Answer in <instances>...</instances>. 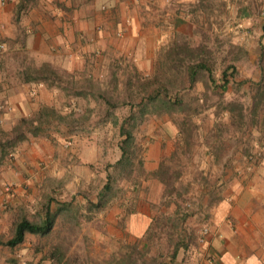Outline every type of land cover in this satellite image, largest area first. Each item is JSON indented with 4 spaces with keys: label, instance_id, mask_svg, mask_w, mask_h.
<instances>
[{
    "label": "rangeland",
    "instance_id": "374dc122",
    "mask_svg": "<svg viewBox=\"0 0 264 264\" xmlns=\"http://www.w3.org/2000/svg\"><path fill=\"white\" fill-rule=\"evenodd\" d=\"M179 28L161 42L148 43L147 49L143 43L132 47L126 43V59L112 62L115 69L125 72L122 76L111 74L112 65L105 68L110 74L94 76L97 61L106 55L96 42L86 44L89 51L83 71L58 69L64 87L53 90L52 104L46 105L75 124L53 119L41 133L47 134V129L65 137L57 144L69 154L59 163L60 174H64L55 178L73 184L70 191L59 194L67 195L70 203L69 210L57 206L65 215L61 220L73 227L67 236L70 248L57 252L55 264H147L164 256H176L175 262L182 264L208 248L216 200L228 186L219 185V172L210 177L209 172L197 169L205 156L198 154L196 164L192 153L197 147H214L219 153L216 157L233 165L238 161V134L247 135V148L258 145V135L264 138V99H258L264 97V84L258 91L254 81L256 72L260 74L258 60L254 62L233 43L229 27L197 24ZM182 45L187 51L178 48ZM201 60L214 67L218 84L223 71H235L227 91L208 86L207 70H199L198 80L191 85L189 66ZM260 63L264 72V61ZM69 99L74 101L70 107ZM123 130L133 138L128 159L131 163L141 160L143 171L138 164L118 165L126 139ZM218 143L224 147L217 148ZM218 159L213 171L221 169L223 161ZM160 166L166 172L162 180L155 174ZM110 180L107 198H100ZM100 201L107 203L95 207ZM145 214L151 215L149 225ZM116 220L118 233L111 234ZM143 225L144 237L132 239L129 227L141 232ZM97 228L104 234L96 233ZM85 229L90 233L83 234ZM115 234L119 242H114ZM125 240L131 245L122 244Z\"/></svg>",
    "mask_w": 264,
    "mask_h": 264
},
{
    "label": "crops",
    "instance_id": "0c3cea01",
    "mask_svg": "<svg viewBox=\"0 0 264 264\" xmlns=\"http://www.w3.org/2000/svg\"><path fill=\"white\" fill-rule=\"evenodd\" d=\"M197 24L233 31V43L245 49L254 62L258 60L260 74L254 76L258 86L262 79L258 75L264 74L260 63L264 59V0H10L4 5L0 0V44L6 46L0 52V141L10 140L23 119L49 107L51 92L64 87L49 88L45 83L26 80V69L50 64L80 73L88 56L86 44L96 42L106 55L97 61L94 76L110 74L105 69L110 65L111 74L122 76L125 72L115 69L112 62L126 59V43L129 47L143 43L147 49L148 43L163 41L180 26ZM120 33H124L122 38L117 36ZM117 43L119 47H115ZM208 82L217 92L228 90L229 84L222 89L211 78ZM67 102L69 107L74 103ZM45 130L47 134H30L25 141L0 148V264H55L57 252L65 253L70 248L67 236L73 224L62 222L65 215L57 206L69 210L67 195L59 194L70 191L73 184L55 178L64 174H60L59 163L69 153L57 144L64 136ZM238 140V161L233 165L216 157L219 153L214 147H197L200 150L192 153L196 164L198 154L205 156L197 169L209 172L210 177L219 172V185L228 187L215 203L218 208L208 248L201 251L202 258L192 257L182 264H264V138L258 135V145L249 148L243 131ZM220 143L217 148L224 147ZM217 158L223 164L213 171ZM5 184L12 186L10 193L5 191ZM145 215L149 225L151 215ZM48 217L54 222L48 233H28L21 244L6 245L22 219L42 224ZM117 225L116 220L111 234L118 233ZM145 230L144 225L141 232L129 227L128 233L135 239L144 237ZM84 231L85 235L90 233ZM95 232L104 234L101 228ZM115 236L114 242H119ZM122 244L131 245L126 240Z\"/></svg>",
    "mask_w": 264,
    "mask_h": 264
},
{
    "label": "trees",
    "instance_id": "16d2710c",
    "mask_svg": "<svg viewBox=\"0 0 264 264\" xmlns=\"http://www.w3.org/2000/svg\"><path fill=\"white\" fill-rule=\"evenodd\" d=\"M178 48H182L181 51H187V48H185L184 45L179 46ZM185 49V50H184ZM261 60L264 61L262 58ZM234 69V67H231ZM230 68V69H231ZM199 70H207L210 74L211 81L213 83H216V87L224 89L226 85L230 83L229 77H235V71H232L231 74H229L228 71H223L221 76V83L218 84L217 80L215 78V75L213 74L214 67L209 65L208 62L205 60H201L200 62H197L193 65L189 66V72H190V81L191 85H194L195 82L198 80V74ZM26 74V80H31L33 82L38 83H45L48 85L49 88H52L54 86L61 87V83H63L64 79L61 75L60 71L53 67L50 64H43L39 67L33 66L25 70ZM264 84V77L261 79L260 83L258 84V91L261 92V88ZM156 96V95H154ZM155 97H151V99H154ZM263 100L264 97L260 96L258 99ZM55 116L56 118H52ZM53 119H56L60 123L67 122L68 124H75V122H70L68 119L62 115H58L54 108H48L44 107L40 110L38 114H36L33 118H25L22 120V123L20 126H17L14 131L13 135L11 136V139H6L5 142L0 141V148L5 150V148L10 147L16 143L25 141L28 138V135H38L43 132V127L45 125H49L53 123ZM122 135L126 137L124 142L121 145V151H122V158L119 160L118 165L125 168L128 167L129 164H131V167L138 164L139 170L143 171V162L141 160H137L135 163H131L132 160L128 159L129 156V142L133 139L132 134L130 132H127L126 130H123ZM131 154V153H130ZM133 154V153H132ZM130 166V165H129ZM165 170H163V166H160V168L155 172L157 175V178H160L162 180L163 177H165ZM111 180L105 185L104 190L101 193L102 198H107L108 191L111 190ZM164 183V181H161ZM171 193V191H170ZM167 196H164V198ZM107 202H99L96 204L95 207H101ZM53 220H51L50 217L46 219V221L42 224L29 221L27 219H22L20 222H18L16 226V231L14 237L7 242L6 245L14 247L18 244H21L24 242L26 234H41L44 235L48 233L53 226ZM176 256L173 257H165L164 258H155L152 261L148 262L147 264H175ZM130 262V261H129Z\"/></svg>",
    "mask_w": 264,
    "mask_h": 264
},
{
    "label": "built area",
    "instance_id": "2783aa9c",
    "mask_svg": "<svg viewBox=\"0 0 264 264\" xmlns=\"http://www.w3.org/2000/svg\"><path fill=\"white\" fill-rule=\"evenodd\" d=\"M8 1H10V0H1V4L4 5V4H6ZM5 49H6V46H5L4 44H0V52L5 51ZM1 108L3 109L4 106H2ZM2 122H3V121L0 120V124H1ZM4 189H5V191H6L7 193H10L11 190H12V186H11L10 184H5ZM204 231H205V232H204L205 234L208 233V230H204Z\"/></svg>",
    "mask_w": 264,
    "mask_h": 264
}]
</instances>
